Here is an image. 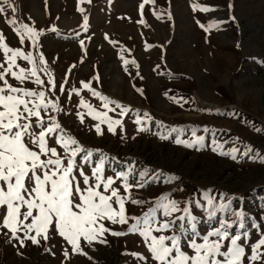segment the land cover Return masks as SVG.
I'll list each match as a JSON object with an SVG mask.
<instances>
[{
    "label": "rangeland",
    "instance_id": "obj_1",
    "mask_svg": "<svg viewBox=\"0 0 264 264\" xmlns=\"http://www.w3.org/2000/svg\"><path fill=\"white\" fill-rule=\"evenodd\" d=\"M143 2L13 0L16 12L8 10L7 14L0 15V31L9 47L21 48L37 59L39 53H43L55 82V90L47 91L49 75L40 73L47 98H58L63 109L51 114L81 146L93 150L92 166L101 152L115 158L106 166L105 176H115L116 171H123L126 165L134 163L136 174L130 178L134 185L140 180L139 171L152 170L143 188L132 189V198L143 203L126 204L130 217H142L164 194L181 201V207L189 199H201V193L208 189L213 191L217 201L235 196L238 199L233 201V209H243L245 227L241 229L237 224L232 231L249 234L248 241H240L247 249L243 264H249L251 245L264 233V163L242 156L233 160L218 155L210 147L186 148L175 144V137L161 140L156 133L162 122L169 127L189 129L183 138L190 139L192 126L201 129L207 126L217 130L216 139L227 141L226 148L243 149L244 144H250L264 154V131H256L264 130V0H155L154 4L149 0L141 16L139 5ZM193 3L216 10L193 11ZM11 15L16 16L18 24H28L42 33L39 52L31 47L27 38L20 43L14 28L5 22ZM85 16L88 17L87 30L83 27ZM139 20L145 23H138ZM213 20L219 22L218 29L206 32L201 28L200 24L207 25ZM4 60L0 49V63ZM125 60L129 61L127 65ZM133 60L138 68L131 63ZM17 62L26 69L31 67L25 61L18 59ZM8 79L13 86L38 87L30 80L20 84L10 75ZM84 82L131 109L120 116V109L110 105L116 111H109L108 115L123 120V129L117 127L115 135L107 131L106 125H101L103 135H98L94 128L98 121L87 114L86 108L79 107L83 99L97 111H107L100 97L83 87ZM73 89L78 90L79 95ZM137 89H142L143 94ZM171 96L183 97L189 103L181 107L169 98ZM136 110L141 115L145 112L151 115V131L137 132ZM77 112L84 113L83 123ZM197 135H205L206 143H210L211 133L199 131ZM54 141L52 137L49 142L63 154V149ZM80 159L78 156V164ZM92 166L83 165L86 174L91 175ZM158 171L164 175L153 179ZM168 174L179 179L165 183L164 177ZM120 184L117 180L114 187ZM192 211L197 216L196 230L201 235L218 226L221 218L236 219L217 213L215 219L209 220L204 209L196 207L195 203ZM2 214L3 209H0V216ZM134 222L111 225L106 221L105 226L114 231H126ZM180 224L177 221L176 227ZM183 224L186 241L192 230L187 219ZM10 236V233L0 234V264H144L131 253H140L147 258V264H156L138 234L105 233V244L87 245L81 240L87 256L73 253L54 228L49 231V239L41 240L39 245L26 241L25 246L20 247ZM65 249L69 251L68 258L63 255ZM184 250L191 254L187 247Z\"/></svg>",
    "mask_w": 264,
    "mask_h": 264
},
{
    "label": "snow or ice",
    "instance_id": "obj_2",
    "mask_svg": "<svg viewBox=\"0 0 264 264\" xmlns=\"http://www.w3.org/2000/svg\"><path fill=\"white\" fill-rule=\"evenodd\" d=\"M148 2L149 0H144L139 5L141 16L145 3ZM151 2L154 4L155 0ZM229 7L231 8V4ZM192 8L193 11L205 13L216 10L212 6L199 3H193ZM8 10H11V13L16 12L13 0H0V15L7 14ZM230 19L235 20V17ZM87 21L88 17L85 16L83 24L85 30L88 27ZM5 22L14 28L21 44L27 38L31 47L39 52L41 32L34 30L28 24H18L15 15H11ZM137 22L145 23L143 20ZM200 26L206 32H210L219 28V22L213 20L207 25L200 24ZM4 41L3 32L0 31V49L3 50L5 57L4 62L0 63V209H3V214L0 216V230L3 231L0 234L10 233V239L18 241L19 246L24 247L26 241L34 245H39L41 240L46 242L49 239L50 229L54 228L56 233L71 246L73 253L86 256L87 253L81 247V240L87 245H92L94 242L105 244L107 243L105 233L113 236L138 234L156 264H243L247 249L240 241H248L250 237L247 232L232 231L237 224L241 229L245 227L243 209H233V201L237 200V197L228 196L226 200L217 201L213 191L208 189L201 193L203 203L201 199H189L184 202L185 206L181 207V201L172 198L170 194H164L142 217H130L126 204L143 203L132 198V189L143 188L146 183L145 178L152 170L144 168L139 171L140 180L134 185L130 183V178L136 174L134 163L126 165L123 171H116L115 176H105L106 166L110 159L115 158H109L101 152L95 165L92 166L93 150L81 146L79 141L62 127L56 116L51 114L61 112L63 109L58 98L56 100L47 98L45 82L40 73L49 75L47 91L55 90V82L43 53H39L37 59L21 48L9 47ZM18 59L27 62L31 67L27 69L22 67L17 62ZM124 63L127 65L129 61L125 60ZM131 63L139 67L134 60ZM127 70L125 68V71ZM9 75L20 84L30 80L38 87L27 89L13 86L9 83ZM96 79L98 80L99 77L97 76ZM83 87L89 89L93 96L100 97L104 109H107L100 112L83 99L79 102V107L86 108L87 114L98 121L94 125L97 134L103 135L101 125H106L107 131L113 135L116 134L117 127L123 129V120L109 116L108 112H115L116 108H119V115L125 116L131 109L103 96L92 88L90 83L84 82ZM73 91L79 95L78 90L73 89ZM137 91L143 94L142 89ZM169 98L181 107L189 103L183 97ZM110 105H116V108ZM232 115L236 114L232 113ZM77 116L83 123L84 113L77 112ZM152 120L149 113L145 112L141 115L139 110H136L137 132L151 131L149 125ZM159 127L160 131L156 134L161 140L175 137L174 143L186 148L203 150L210 147L218 155L233 160L242 156L264 163V154L255 150L250 144H244L243 149L226 148L227 141L216 139L217 130L214 128L204 126L201 129L192 126L191 138L185 139L183 137L189 131L185 127H169L162 122L159 123ZM199 131L211 133L210 143H206L205 135H197ZM256 131L264 130L256 129ZM52 137H55V145L63 149V154L56 146L50 144ZM237 140L239 141V137ZM78 156L81 157L79 164ZM83 165L92 166L91 175L85 173ZM163 175L162 171H158L152 178L159 179ZM178 179L176 175L168 174L164 177V182L172 183ZM117 180L121 181V184L114 187ZM193 203L196 207L204 209L209 220L215 219L217 213H226L236 219L221 218L218 226L201 235L196 230L197 216L192 211ZM177 213L180 215H176ZM186 219L190 223L192 235L185 241L183 232L186 229L183 222ZM130 220L135 222L126 231H114L111 227L105 226L106 221L111 225H126ZM177 221L181 222L179 228L176 227ZM185 247L191 250V254L184 250ZM63 255L68 258L69 251L65 249ZM131 255L147 264V258L142 254L131 253ZM247 259L249 264H261L264 261V233L251 245V255Z\"/></svg>",
    "mask_w": 264,
    "mask_h": 264
}]
</instances>
